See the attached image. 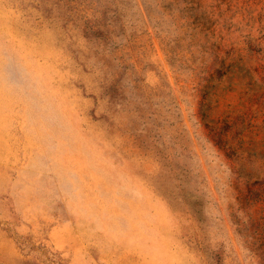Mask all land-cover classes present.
Segmentation results:
<instances>
[{
    "label": "rangeland",
    "instance_id": "374dc122",
    "mask_svg": "<svg viewBox=\"0 0 264 264\" xmlns=\"http://www.w3.org/2000/svg\"><path fill=\"white\" fill-rule=\"evenodd\" d=\"M0 264H264V0H0Z\"/></svg>",
    "mask_w": 264,
    "mask_h": 264
}]
</instances>
